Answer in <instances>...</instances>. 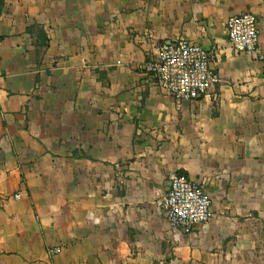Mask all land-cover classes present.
I'll return each instance as SVG.
<instances>
[{
  "label": "crops",
  "instance_id": "crops-1",
  "mask_svg": "<svg viewBox=\"0 0 264 264\" xmlns=\"http://www.w3.org/2000/svg\"><path fill=\"white\" fill-rule=\"evenodd\" d=\"M262 1L2 0L0 264H264V60L226 30L253 14L264 52ZM177 37L216 78L187 102L146 69ZM175 175L211 199L187 232Z\"/></svg>",
  "mask_w": 264,
  "mask_h": 264
},
{
  "label": "built area",
  "instance_id": "built-area-1",
  "mask_svg": "<svg viewBox=\"0 0 264 264\" xmlns=\"http://www.w3.org/2000/svg\"><path fill=\"white\" fill-rule=\"evenodd\" d=\"M264 5V0L262 1ZM227 44L238 54L264 60L258 45L257 19L251 13L230 16L226 20ZM211 53L183 37L162 42L156 59L147 65L154 82L178 102L192 101L207 94L216 78L210 71ZM174 231H189L211 218V199L201 183L182 175L170 179L167 193L156 201ZM59 248L50 251L58 254Z\"/></svg>",
  "mask_w": 264,
  "mask_h": 264
},
{
  "label": "trees",
  "instance_id": "trees-1",
  "mask_svg": "<svg viewBox=\"0 0 264 264\" xmlns=\"http://www.w3.org/2000/svg\"><path fill=\"white\" fill-rule=\"evenodd\" d=\"M2 0H0V11H1V7H2ZM44 46H47L46 44Z\"/></svg>",
  "mask_w": 264,
  "mask_h": 264
}]
</instances>
